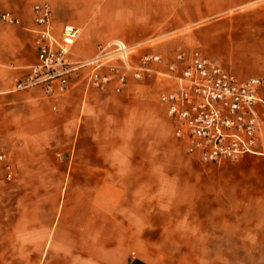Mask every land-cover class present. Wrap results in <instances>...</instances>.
I'll use <instances>...</instances> for the list:
<instances>
[{"label":"crops","instance_id":"obj_1","mask_svg":"<svg viewBox=\"0 0 264 264\" xmlns=\"http://www.w3.org/2000/svg\"><path fill=\"white\" fill-rule=\"evenodd\" d=\"M39 2L51 5L57 32L64 25L81 30L78 58H92L115 40L174 45L177 32L196 20L197 6V0H0V15L20 20L0 21V144L12 150L16 165L0 185L13 181L18 188L15 260L246 264L230 245L264 244L262 216L247 223L244 199L230 206L228 189L198 188V182L193 190L177 189L166 161L151 163L144 149L159 116L149 99H139L142 85L130 81L117 94L78 84L59 98L39 89L13 91L37 62L32 9ZM244 48L256 61L253 71L222 66L240 80L264 75V29L253 48ZM160 107L166 113L159 101ZM164 123L162 117L158 132Z\"/></svg>","mask_w":264,"mask_h":264},{"label":"built area","instance_id":"obj_2","mask_svg":"<svg viewBox=\"0 0 264 264\" xmlns=\"http://www.w3.org/2000/svg\"><path fill=\"white\" fill-rule=\"evenodd\" d=\"M32 16L37 62L13 91L39 89L59 98L83 84L122 94L130 81L154 82L173 135L189 155L205 164L264 156L263 77L240 80L199 48L179 49L167 57L115 40L100 45L92 58H78L74 47L81 38L79 28L64 25L57 32L48 2L36 3ZM0 21L20 24L11 13L0 15Z\"/></svg>","mask_w":264,"mask_h":264},{"label":"rangeland","instance_id":"obj_3","mask_svg":"<svg viewBox=\"0 0 264 264\" xmlns=\"http://www.w3.org/2000/svg\"><path fill=\"white\" fill-rule=\"evenodd\" d=\"M260 1L197 0V6H192V14L196 16V20L177 32L174 45L154 41L141 45L167 57L179 49L199 48L224 67H243L253 71L257 65L256 61L250 52L245 53L244 47L253 48L256 35L264 29V1L262 4ZM251 77L264 78V75L253 72L248 78ZM138 84L143 86L138 88L139 99H149L154 106L153 110L157 111L159 116L158 120L155 118L157 121L153 124L149 141L146 143L148 147L144 149L151 163L155 160L166 161L167 172L177 175V189L193 190L196 188L195 182H198V188L201 184L213 190L221 189L222 186V189L229 191L228 199L224 198V202L227 200L230 206L237 207L239 200H245L247 223L260 216L264 220V156L249 155L238 162L226 161L220 164L200 162L185 151L183 145L174 137L166 113L161 107L159 111V85L154 82ZM262 93L264 97V91ZM162 117L165 121L163 131L158 132L157 127H160L159 121ZM0 156H4V160L0 159V176L3 177L9 172L8 167L13 171V166L16 165L12 150L1 144ZM15 189L18 188L13 181H7L4 187L0 185V264H28L15 260ZM252 232L254 231L247 229L249 238H253ZM262 233L264 234V231ZM249 240L251 243L246 245L230 247L239 249L236 255L245 259L246 264H259L257 257L260 255L264 258V244Z\"/></svg>","mask_w":264,"mask_h":264}]
</instances>
